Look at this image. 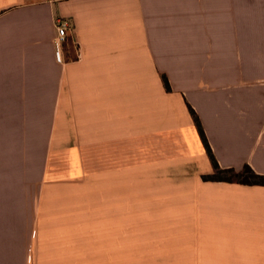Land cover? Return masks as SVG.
I'll return each instance as SVG.
<instances>
[{"label":"crops","instance_id":"0c3cea01","mask_svg":"<svg viewBox=\"0 0 264 264\" xmlns=\"http://www.w3.org/2000/svg\"><path fill=\"white\" fill-rule=\"evenodd\" d=\"M190 108L264 174V0H0V264H264V186L202 179Z\"/></svg>","mask_w":264,"mask_h":264},{"label":"trees","instance_id":"16d2710c","mask_svg":"<svg viewBox=\"0 0 264 264\" xmlns=\"http://www.w3.org/2000/svg\"><path fill=\"white\" fill-rule=\"evenodd\" d=\"M163 79L166 88L169 90L170 86L167 79L165 77ZM190 111L212 164V173L202 175V179L206 181H222L229 183H239L244 185L264 186V174H259L255 172L254 169H252V167H250L248 164L244 165L240 170H236L234 168H223L218 164L207 142L197 114L192 108H190Z\"/></svg>","mask_w":264,"mask_h":264},{"label":"rangeland","instance_id":"374dc122","mask_svg":"<svg viewBox=\"0 0 264 264\" xmlns=\"http://www.w3.org/2000/svg\"><path fill=\"white\" fill-rule=\"evenodd\" d=\"M120 233L111 231L110 222L101 225L98 221V261L102 257L110 256V249H101L102 247H109L112 240L120 239Z\"/></svg>","mask_w":264,"mask_h":264},{"label":"built area","instance_id":"2783aa9c","mask_svg":"<svg viewBox=\"0 0 264 264\" xmlns=\"http://www.w3.org/2000/svg\"><path fill=\"white\" fill-rule=\"evenodd\" d=\"M68 27L69 22L67 20L60 18L56 19L57 36L55 40V55L58 61H61L63 59V46L67 40Z\"/></svg>","mask_w":264,"mask_h":264}]
</instances>
